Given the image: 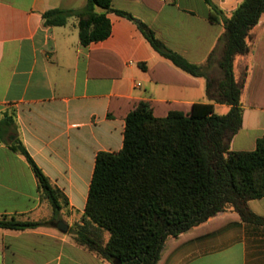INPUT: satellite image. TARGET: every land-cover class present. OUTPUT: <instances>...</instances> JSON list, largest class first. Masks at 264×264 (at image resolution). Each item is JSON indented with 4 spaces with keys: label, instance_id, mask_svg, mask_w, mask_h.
Segmentation results:
<instances>
[{
    "label": "crops",
    "instance_id": "obj_1",
    "mask_svg": "<svg viewBox=\"0 0 264 264\" xmlns=\"http://www.w3.org/2000/svg\"><path fill=\"white\" fill-rule=\"evenodd\" d=\"M212 1L230 14L243 0ZM150 2L161 6L112 0V7L144 21L168 48L219 75L225 27L210 20L207 1ZM86 3L0 0V217L47 221L24 230L0 228V264H108L75 240L74 229L83 223L97 153L123 148L129 100L213 103L220 115L231 108L211 101L206 78L161 56L125 16L108 12L111 34L88 45L80 42L75 16L62 26L45 24L46 11L81 9ZM263 40L264 14L250 31L249 51L234 60L235 79L244 84L242 126L231 143L235 151L254 150L264 139ZM17 138L66 195L61 218H53L30 164L12 149ZM248 204L264 217V197ZM59 220L68 224L67 231L57 227ZM158 264H264V224L220 213L168 239Z\"/></svg>",
    "mask_w": 264,
    "mask_h": 264
},
{
    "label": "trees",
    "instance_id": "obj_2",
    "mask_svg": "<svg viewBox=\"0 0 264 264\" xmlns=\"http://www.w3.org/2000/svg\"><path fill=\"white\" fill-rule=\"evenodd\" d=\"M144 1L155 10L161 6ZM206 1L210 20L225 27L219 75L168 48L144 21L113 8L112 0H87L81 9L54 8L44 13L48 26H62L70 17H77L83 45L111 34L108 12L125 16L137 24L161 56L193 76L206 78L211 101L231 106L228 113L220 115L213 103L129 100L123 113V148L97 153L83 223L74 229L78 243L111 264H158L168 239L223 212L264 224V217L255 214L248 204L264 197V139H258L251 151L231 149L242 126L244 88L243 82L235 79L234 60L249 51L247 39L264 14V0H243L230 14L212 0ZM11 147L30 164L41 197L52 207L53 218H61L69 204L66 195L51 182L20 139H15ZM46 222L2 215L0 228L24 230Z\"/></svg>",
    "mask_w": 264,
    "mask_h": 264
},
{
    "label": "water",
    "instance_id": "obj_3",
    "mask_svg": "<svg viewBox=\"0 0 264 264\" xmlns=\"http://www.w3.org/2000/svg\"><path fill=\"white\" fill-rule=\"evenodd\" d=\"M57 227L62 231L68 230V224L64 220H59L57 223Z\"/></svg>",
    "mask_w": 264,
    "mask_h": 264
},
{
    "label": "rangeland",
    "instance_id": "obj_4",
    "mask_svg": "<svg viewBox=\"0 0 264 264\" xmlns=\"http://www.w3.org/2000/svg\"><path fill=\"white\" fill-rule=\"evenodd\" d=\"M48 205H49V207L51 208V211H53V210H52V207H51L50 204H49V202H48ZM107 263H108V264H111L110 262H107Z\"/></svg>",
    "mask_w": 264,
    "mask_h": 264
}]
</instances>
